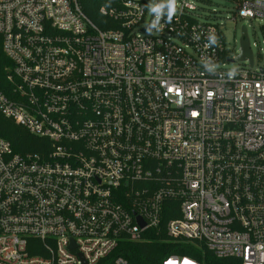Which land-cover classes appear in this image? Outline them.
<instances>
[{"label": "built area", "instance_id": "1", "mask_svg": "<svg viewBox=\"0 0 264 264\" xmlns=\"http://www.w3.org/2000/svg\"><path fill=\"white\" fill-rule=\"evenodd\" d=\"M231 1L260 22L261 64L248 39L251 62L228 59L209 0L171 19L159 0H0V113L42 140L0 137V264H129L107 258L147 230L264 264V0Z\"/></svg>", "mask_w": 264, "mask_h": 264}, {"label": "trees", "instance_id": "2", "mask_svg": "<svg viewBox=\"0 0 264 264\" xmlns=\"http://www.w3.org/2000/svg\"><path fill=\"white\" fill-rule=\"evenodd\" d=\"M90 13H88L89 15ZM90 17L93 19L90 15ZM95 21V19H93ZM10 60L4 55L0 39V91L7 97H12L13 85L7 79ZM0 137L6 140L15 154H25L28 152H39L42 140L35 137L23 128L15 125L10 119L5 118L0 113ZM166 204L164 209L163 221L176 217L172 204ZM141 242H130L122 240L116 249L107 258L112 260L120 257L129 264H160L161 260L169 255L187 256L197 260L202 264H237L232 258L217 259L211 252L202 245L189 242H175L164 237L161 233L156 235L153 230H147Z\"/></svg>", "mask_w": 264, "mask_h": 264}, {"label": "rangeland", "instance_id": "3", "mask_svg": "<svg viewBox=\"0 0 264 264\" xmlns=\"http://www.w3.org/2000/svg\"><path fill=\"white\" fill-rule=\"evenodd\" d=\"M156 0H147L148 5H151ZM167 3V0H159ZM199 13L200 20L211 22L220 26V30L224 36V46L228 52V59H236L239 54L240 47V27L242 22L247 25V39L250 43L251 50L255 56V63L261 64L262 60L258 59V49L253 46V43L259 44L261 41V31L259 20L244 19L234 20L233 10L234 4L231 0H209V3L200 5ZM242 62L234 60L233 62H226V69H235L240 66Z\"/></svg>", "mask_w": 264, "mask_h": 264}, {"label": "water", "instance_id": "4", "mask_svg": "<svg viewBox=\"0 0 264 264\" xmlns=\"http://www.w3.org/2000/svg\"><path fill=\"white\" fill-rule=\"evenodd\" d=\"M241 34L242 37L240 39V54L237 55L236 59L237 60H243L247 58L249 62H251V52L248 47V41L246 38V33H245V27L242 26L241 28ZM140 224L143 225V223L140 221Z\"/></svg>", "mask_w": 264, "mask_h": 264}, {"label": "clouds", "instance_id": "5", "mask_svg": "<svg viewBox=\"0 0 264 264\" xmlns=\"http://www.w3.org/2000/svg\"><path fill=\"white\" fill-rule=\"evenodd\" d=\"M167 6H168V15L169 19L175 14L176 11V0H167ZM164 7L163 4L158 5V6H152L150 7L151 12H156L157 13V19H159V14L161 12V9Z\"/></svg>", "mask_w": 264, "mask_h": 264}]
</instances>
